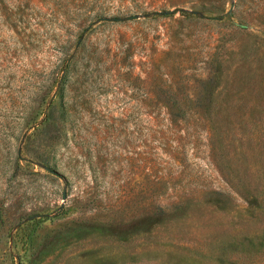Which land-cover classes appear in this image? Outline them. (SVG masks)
<instances>
[{
    "label": "rangeland",
    "instance_id": "1",
    "mask_svg": "<svg viewBox=\"0 0 264 264\" xmlns=\"http://www.w3.org/2000/svg\"><path fill=\"white\" fill-rule=\"evenodd\" d=\"M0 264H264V0H0Z\"/></svg>",
    "mask_w": 264,
    "mask_h": 264
},
{
    "label": "trees",
    "instance_id": "2",
    "mask_svg": "<svg viewBox=\"0 0 264 264\" xmlns=\"http://www.w3.org/2000/svg\"><path fill=\"white\" fill-rule=\"evenodd\" d=\"M175 105H176V103L175 102H172V103H168V107H169V109H170V111H171V109L172 108H174L175 107ZM173 111V110H172ZM173 113V112H172Z\"/></svg>",
    "mask_w": 264,
    "mask_h": 264
},
{
    "label": "water",
    "instance_id": "3",
    "mask_svg": "<svg viewBox=\"0 0 264 264\" xmlns=\"http://www.w3.org/2000/svg\"><path fill=\"white\" fill-rule=\"evenodd\" d=\"M64 197H65V195H64Z\"/></svg>",
    "mask_w": 264,
    "mask_h": 264
}]
</instances>
